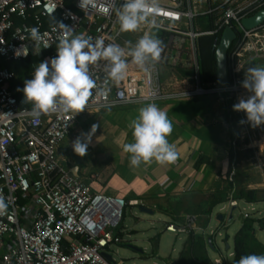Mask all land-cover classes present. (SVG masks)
<instances>
[{
	"label": "built area",
	"instance_id": "built-area-1",
	"mask_svg": "<svg viewBox=\"0 0 264 264\" xmlns=\"http://www.w3.org/2000/svg\"><path fill=\"white\" fill-rule=\"evenodd\" d=\"M158 2L156 25L142 24L134 35L119 31L116 10L124 0H93L85 9L80 0L71 1V6L65 0H0V58L15 63L35 56L38 61L31 76L39 63L57 56L56 46L63 38L59 23L76 35L92 37L93 41L101 38L105 45L117 44L126 52V41L135 44L146 32L163 42L159 60L154 65L149 62L147 70L126 55L128 68L120 81L107 77L106 61L90 65L96 88L84 111L77 114L57 111L36 116L32 105L20 106L6 86L16 72L0 64V197L7 205L5 214L0 215V264H123L113 260L109 247L122 239L119 224L128 202L121 196L92 191L57 154L81 114L124 104L190 100L209 93H226L235 103L247 96L241 72L249 60L264 57V41L260 40L264 39L260 34L264 23L248 29L241 19L264 8V0ZM208 15L214 17L212 27L200 29L196 19ZM48 18H58L59 22L46 24ZM225 27H230L233 39L238 40L227 54L228 82L204 83L198 37L223 32ZM32 28L42 36L39 54L30 39ZM242 215L245 218L249 213ZM194 220V215H187L182 222H169L164 228L189 233L196 229ZM210 264L231 261L215 258Z\"/></svg>",
	"mask_w": 264,
	"mask_h": 264
},
{
	"label": "crops",
	"instance_id": "crops-1",
	"mask_svg": "<svg viewBox=\"0 0 264 264\" xmlns=\"http://www.w3.org/2000/svg\"><path fill=\"white\" fill-rule=\"evenodd\" d=\"M197 1L202 3V0ZM198 19L199 25L206 27L207 17ZM162 71L167 72L166 69ZM241 76L245 77V74L241 73ZM155 104L167 113L173 125L168 140L178 153L174 163L161 165L153 161L133 167L129 154L123 151V145L132 142L131 121L138 116L139 108L148 104H124L81 114L58 146V157L92 191L121 196L127 205L136 203L152 211L153 208L159 209L167 216L166 223L182 222L185 216L194 215L196 229L191 232L201 234L207 240L204 225L208 215L190 209L206 199L207 196L203 195L220 186L225 161L234 144L233 139H237L235 128L215 100L206 95ZM94 124L97 125L96 132L91 137L86 155L81 157L74 152L72 144ZM196 198L198 200L194 202ZM188 235L186 233V237ZM187 243L186 238L181 251L185 250ZM179 256L167 264H178Z\"/></svg>",
	"mask_w": 264,
	"mask_h": 264
},
{
	"label": "clouds",
	"instance_id": "clouds-1",
	"mask_svg": "<svg viewBox=\"0 0 264 264\" xmlns=\"http://www.w3.org/2000/svg\"><path fill=\"white\" fill-rule=\"evenodd\" d=\"M93 0H80V7L87 8ZM160 12L158 0H124L116 10L119 31L136 32L142 24L156 25V16ZM63 32L56 46L57 56L50 61L39 63L33 71L32 78L25 80L22 91L26 104H31V111L39 116L50 112H72L77 114L84 111L96 82L90 75V65L106 61L105 71L112 81L124 79L128 61L141 69L147 70V65H153L159 60L163 42L158 37L145 33L135 44L126 41L125 48L117 44L105 45L101 38L93 41L92 37L85 38L76 35L71 28L59 23ZM30 39L34 42V51L39 54L42 36L37 28L30 30ZM47 47V46H46ZM241 86L250 95L240 97L233 105L236 112H244L246 122L252 127L264 125V66L247 68ZM241 124L245 121H240ZM132 142L123 145V151L130 156V165L139 167L155 161L158 164H171L178 158V153L168 137L173 131L171 120L165 111L155 103L139 108L138 116L131 121ZM97 125L87 133H81L73 142L74 152L83 157L86 155L88 144L96 132ZM83 138V139H82ZM7 205L0 197V215L5 214ZM237 264H264V255L241 256Z\"/></svg>",
	"mask_w": 264,
	"mask_h": 264
},
{
	"label": "rangeland",
	"instance_id": "rangeland-1",
	"mask_svg": "<svg viewBox=\"0 0 264 264\" xmlns=\"http://www.w3.org/2000/svg\"><path fill=\"white\" fill-rule=\"evenodd\" d=\"M71 1L73 0H70V3ZM198 20L197 18V26L200 29L204 28L199 25ZM260 34H264V30L260 31ZM260 40L264 41L261 37ZM246 65L248 67L264 66V57H254ZM247 66L245 69V66L242 68L241 73H246ZM249 94L248 92L247 96ZM205 95L208 99L215 100L224 117L233 123L237 136V139H233L234 144L231 152L228 153L221 173V184L217 189L224 188L226 194H230V191L226 189V172L230 168L229 179L236 178L239 185L246 189H257L258 199L251 203L237 200V205L232 210L228 201L220 202L212 207L204 225V235L210 236L214 244L213 247L208 243L206 246L207 261L210 264L215 258L232 260L230 253L233 251V238L243 222V212H248L253 218H262L261 222L264 225V125L254 128L246 122L244 112L234 111L233 96L226 93ZM240 121H245V123L241 124ZM231 153L232 156H230ZM197 200L198 198L194 202ZM153 210V213L142 212L136 203L125 206L119 224L122 239L119 243H112L110 246L114 261L123 264H167L179 256L187 238L186 233H173L165 230L167 216L159 209L153 208ZM230 212L231 218H229ZM218 213L224 215L223 220L216 218ZM255 235L264 246V229L256 226ZM225 236L228 247L223 241Z\"/></svg>",
	"mask_w": 264,
	"mask_h": 264
},
{
	"label": "trees",
	"instance_id": "trees-1",
	"mask_svg": "<svg viewBox=\"0 0 264 264\" xmlns=\"http://www.w3.org/2000/svg\"><path fill=\"white\" fill-rule=\"evenodd\" d=\"M212 4H216L218 0H210ZM65 3L71 6L70 0H65ZM214 17L208 15L206 19V27L211 28ZM46 24L59 22L58 18H48L45 20ZM222 31H218L214 34H204L198 37V49H199V63H200V77L201 81L204 83L215 82L216 81V58L215 49L219 43ZM214 41H216V46H214ZM238 43L237 38L233 39L231 42L227 54L232 48H234ZM38 59L35 56H28L20 62L7 63L2 58H0V64L6 65L11 69H14L16 75L14 78L9 80L6 84L7 88L12 91L17 99L20 106H31V104H26L23 102L24 97L22 89L24 87L25 80L31 79L30 71L32 66L36 63ZM228 71V66H227ZM232 156V153L230 154ZM231 169L226 172L227 185L226 189L230 191L227 195L224 188H219L213 193H210L206 199L199 202L196 208L190 209L194 213L210 214L211 209L214 205L229 200H242L246 202H253L257 199V189L249 188L246 189L239 185V182L235 179H229L228 175ZM262 218H253L252 216L243 217V222L239 229L236 231L233 238V251L231 264H237L241 256L244 255H264V246L258 241L255 235V227L258 226L264 229L262 224ZM210 237V236H209ZM187 246L184 251H181L179 256L178 264H208L206 256V246L207 240L201 235H194L189 232L187 237ZM211 247L214 246L213 240L211 238Z\"/></svg>",
	"mask_w": 264,
	"mask_h": 264
},
{
	"label": "water",
	"instance_id": "water-1",
	"mask_svg": "<svg viewBox=\"0 0 264 264\" xmlns=\"http://www.w3.org/2000/svg\"><path fill=\"white\" fill-rule=\"evenodd\" d=\"M241 23L245 28L253 29L264 23V8L259 9L250 16L244 17L241 19ZM235 36L234 31L230 27H225L219 43L215 49V58H216V81L219 84H226L228 82V73H227V50ZM140 211L146 213H153V211L147 207L139 206ZM234 209V206H231V210ZM232 217L230 212L229 218ZM218 220L223 219V214L218 213L216 215ZM227 237L225 236L223 241L226 243ZM208 245H211V237H207ZM228 247L227 243L225 244ZM104 256L108 260H112L110 254L104 253Z\"/></svg>",
	"mask_w": 264,
	"mask_h": 264
}]
</instances>
